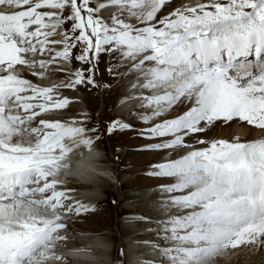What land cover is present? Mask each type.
<instances>
[{
    "label": "snow or ice",
    "instance_id": "1",
    "mask_svg": "<svg viewBox=\"0 0 264 264\" xmlns=\"http://www.w3.org/2000/svg\"><path fill=\"white\" fill-rule=\"evenodd\" d=\"M94 93L135 103L107 119ZM234 127L264 133V0H0V264H68L69 221L103 205L56 177L117 133L159 156L146 177L172 181L154 186V216L125 217L155 234L132 241L147 264L264 244V138L218 135Z\"/></svg>",
    "mask_w": 264,
    "mask_h": 264
},
{
    "label": "rangeland",
    "instance_id": "2",
    "mask_svg": "<svg viewBox=\"0 0 264 264\" xmlns=\"http://www.w3.org/2000/svg\"><path fill=\"white\" fill-rule=\"evenodd\" d=\"M101 67H103V65ZM54 68L55 66H53V69ZM50 72L52 74L53 80L63 77V74H58L52 69H50ZM25 75L29 79H37L32 77L30 73H25ZM105 79H108V77L105 76ZM51 82L52 81L47 79L43 81L45 85ZM65 95L75 98L77 94L72 91H66ZM114 101V96L105 100L103 93H94L92 96L88 97L87 103L88 107L92 108L93 110L99 107L101 113L105 114L107 119H111L123 115L119 114L117 111L119 105L118 103H116L115 107H113ZM74 107L84 108L85 105L78 104L74 105ZM44 118H51V116ZM251 127L252 126H249V128ZM235 132L236 131H234L232 128L220 132L218 135L223 138H227L229 136L235 138L237 136ZM243 133L244 135L246 134L245 136H249L248 129H245ZM252 133L254 136L251 135L249 138H264V133H261L259 130H253ZM130 135L131 133H124L122 135L117 133L106 142V146L104 147V165H106L108 170L111 169L110 171H113L115 174V182L105 180L100 185L101 195H96L98 198L95 200L92 198H87V200L80 199L83 202H94L98 205H103L102 210L97 211L95 214L87 215L83 218L73 217L72 220L69 221V227L71 230L67 233L68 241L66 243L60 244V247H72L73 245H77V240H79L81 243L80 239H84L85 241L93 237H98L97 239H99V241L103 243L104 246H102V248L96 247L95 249L92 247V250L98 257L97 261L101 259L97 264H110L115 258L120 260L121 257L118 250L121 248H123L125 251L126 262L135 259L136 255V259L139 258V261L142 260V263H146L148 260H150V257L153 254V251H151L152 249L148 250V252L143 251L139 247L140 245L138 246L132 243V241L154 240L155 235L153 234V236L144 234L147 232L142 231L149 226L148 224H137L135 221L126 220L125 217L130 213H141L154 216L156 213L152 209L151 202L157 199V194L154 188L151 189V187L159 183L172 182L171 180L160 181L156 179H150L144 175L145 169L149 163L157 161L159 156L149 153L130 151L127 147L128 145H139L144 143L142 140L128 139ZM121 145H124L125 147H121ZM183 152L184 151L176 152L172 158L179 159ZM159 155H165V153H160ZM115 157H119V160H115ZM76 185L80 184H73V186ZM149 190L152 192L155 191L153 192L154 194L146 195V192H149ZM151 191L149 193H151ZM113 198L117 200L116 206L110 202V200ZM262 245L263 248H260ZM146 246L150 247V245ZM263 253L264 244H241L235 248L229 246L226 249L220 250L222 259L218 260L219 257L216 258L217 262L214 264H226L227 261L231 260V258L235 256H237L234 259L235 264H264ZM146 258H148V260ZM216 259L214 258L213 260L216 261ZM88 263L93 264L91 262Z\"/></svg>",
    "mask_w": 264,
    "mask_h": 264
},
{
    "label": "clouds",
    "instance_id": "3",
    "mask_svg": "<svg viewBox=\"0 0 264 264\" xmlns=\"http://www.w3.org/2000/svg\"><path fill=\"white\" fill-rule=\"evenodd\" d=\"M105 154L102 149L94 148L84 154L83 159L76 154L69 158L70 167L62 169L56 177L62 183L75 182L89 185L90 194L101 195L100 185L105 181L115 182V174L104 165Z\"/></svg>",
    "mask_w": 264,
    "mask_h": 264
},
{
    "label": "bare ground",
    "instance_id": "4",
    "mask_svg": "<svg viewBox=\"0 0 264 264\" xmlns=\"http://www.w3.org/2000/svg\"><path fill=\"white\" fill-rule=\"evenodd\" d=\"M135 103V102H128L127 104H125L124 106H122V108H121V106L120 105H118V108H117V111H118V113L119 114H124L126 111H127V109H130L132 106H133V104ZM49 116H51V114H45V116L44 117H49ZM234 129V131H236L235 132V134L237 135V136H239V137H241L242 138V140L244 139V140H250V139H252V138H249L250 137V135L249 136H245L244 135V131H245V129L244 128H240V127H234L233 128ZM255 134V133H254ZM252 136H254L253 135V133L251 134ZM254 139V138H253ZM86 153H88V151L87 150H84V154H86ZM184 154H186V151H184L182 154H181V156L182 155H184ZM180 158V157H179ZM105 167H106V165H105ZM112 173H113V171H111ZM79 184V183H78ZM80 185H83V184H80ZM152 188H154V186H152L151 187V189ZM83 189V190H82ZM81 190H82V192H81ZM101 190V189H100ZM89 191H92V188H91V186L90 187H88L87 185H85V187H80L79 189H78V191L75 193V195H76V197L78 198V199H85V200H87V198H92V199H97L98 197H96V195H94V194H90V192ZM151 190H149V192H150ZM149 192H146V195H152V194H154L153 192H155V191H151V193H149ZM133 197H135V196H133ZM100 199H102V198H100ZM150 213V212H149ZM155 215V214H154ZM127 232V231H126ZM125 232V233H126ZM123 233V232H122ZM121 233V234H122ZM127 234V233H126ZM144 234H149V235H153L154 233H149V232H147V233H144ZM139 235V234H138ZM138 235H136V236H138ZM155 235V234H154ZM153 235V236H154ZM140 236V235H139ZM98 237H93V238H90L89 240L87 239V240H85L84 241V239H80L81 240V243L79 242V240H77V245H73L72 247H60L59 246V248H58V250H60L61 248H63V250H66V251H68V252H71V254H74V253H82V254H84V255H90V252H92L93 250L91 249H89V250H87L86 248L88 247V244L87 243H89V245H93L92 243H96L97 244V247H101L102 248V246H104L103 245V243H101L100 241H99V239H97ZM138 238V237H137ZM142 239V238H141ZM101 245V246H100ZM96 248V247H95ZM94 248V249H95ZM260 248H263V245H262V247H260ZM99 249V248H98ZM135 249V248H134ZM97 251V250H96ZM263 251V250H262ZM102 252V251H101ZM264 254V253H263ZM93 255V256H92ZM91 256V259L88 261V262H91V263H95V259H97L98 257H95V253L94 254H91L90 255ZM219 257V259L218 260H220V259H222L221 258V255H220V251H219V253H216V254H214V257H213V259L215 258H218ZM235 257H237V256H235ZM235 257H233V258H231V260H229V261H227V263L226 264H235V261H234V259H235ZM136 258H137V256H136ZM135 258V259H136ZM101 260V259H100ZM137 261H138V264H147V263H142L141 261H139V258L138 259H136ZM68 262V261H67ZM215 262H217V259H216V261H214V263ZM255 262V261H254ZM75 264H83V261H81V260H75ZM90 264V263H89ZM114 264H117L116 262H114ZM249 264V263H248ZM251 264V263H250Z\"/></svg>",
    "mask_w": 264,
    "mask_h": 264
}]
</instances>
